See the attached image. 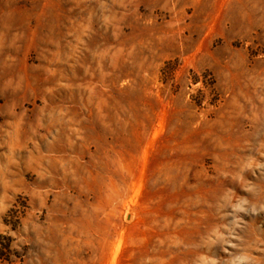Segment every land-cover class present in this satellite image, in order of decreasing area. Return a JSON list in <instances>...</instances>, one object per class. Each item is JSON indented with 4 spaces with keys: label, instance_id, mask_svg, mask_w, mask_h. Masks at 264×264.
<instances>
[{
    "label": "rangeland",
    "instance_id": "obj_1",
    "mask_svg": "<svg viewBox=\"0 0 264 264\" xmlns=\"http://www.w3.org/2000/svg\"><path fill=\"white\" fill-rule=\"evenodd\" d=\"M0 264H264V0H0Z\"/></svg>",
    "mask_w": 264,
    "mask_h": 264
}]
</instances>
